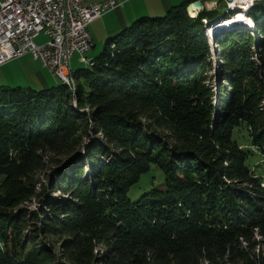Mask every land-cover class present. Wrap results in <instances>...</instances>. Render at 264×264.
Here are the masks:
<instances>
[{
    "label": "trees",
    "instance_id": "trees-1",
    "mask_svg": "<svg viewBox=\"0 0 264 264\" xmlns=\"http://www.w3.org/2000/svg\"><path fill=\"white\" fill-rule=\"evenodd\" d=\"M195 1L106 38L72 92L0 86V264H264V0L216 39L219 90ZM151 165L166 190L132 202Z\"/></svg>",
    "mask_w": 264,
    "mask_h": 264
},
{
    "label": "built area",
    "instance_id": "built-area-1",
    "mask_svg": "<svg viewBox=\"0 0 264 264\" xmlns=\"http://www.w3.org/2000/svg\"><path fill=\"white\" fill-rule=\"evenodd\" d=\"M117 8L115 0H0V67L26 54L70 87V62L88 65L89 25ZM43 33L47 41L36 45Z\"/></svg>",
    "mask_w": 264,
    "mask_h": 264
},
{
    "label": "crops",
    "instance_id": "crops-1",
    "mask_svg": "<svg viewBox=\"0 0 264 264\" xmlns=\"http://www.w3.org/2000/svg\"><path fill=\"white\" fill-rule=\"evenodd\" d=\"M97 0H91L95 2ZM117 8L104 14L100 19L92 22L89 33L92 39V48L100 46L106 38L115 35L141 17L161 16L168 9L184 0H115ZM207 3L217 7L225 4L219 0H210ZM71 70V69H70ZM72 72V71H71ZM58 80L49 71L42 68L38 61L26 54L0 67V86L29 87L34 90L47 89L58 85Z\"/></svg>",
    "mask_w": 264,
    "mask_h": 264
},
{
    "label": "rangeland",
    "instance_id": "rangeland-1",
    "mask_svg": "<svg viewBox=\"0 0 264 264\" xmlns=\"http://www.w3.org/2000/svg\"><path fill=\"white\" fill-rule=\"evenodd\" d=\"M263 0H249V4L247 3V9L246 12H243L242 9L241 10H236L232 8V4L234 2V0L229 1V0H225V4L220 5L219 7H217L216 4H211L210 5L206 2H203V9H207V10H218L217 14L218 17L214 20H212L211 22L207 21V19H203L204 25L202 27L203 32L205 33V35H208L209 37V43H210V48H211V53H210V60L212 63V66L209 70V75H210V84L212 86H214V88L216 90H219V88L221 87V85H226L224 78V73L222 72V65L224 64V60H222V56H221V49L217 44L216 39L219 37H222L224 35V33L227 32H231L233 30H237V29H249V31H251L252 33L255 32V25L256 22L255 20H253V18L250 17L249 12L251 11V9L254 7V5L256 3H262ZM197 14H199L200 12H196ZM237 14H243V16L246 17V24L242 25V26H234L228 29H225L224 31H219L218 33H216L214 36L209 35V30H211V26L214 25L215 23H220L223 20H227L229 18H233L235 16H237ZM235 15V16H234ZM191 16V15H190ZM197 16V15H196ZM196 16H192V17H196ZM250 20V22H249ZM47 41V37L43 34L40 33V35L34 40V43L36 45H42ZM104 43V42H103ZM103 43L100 46H97V48H93L90 49L88 52H86L84 54V57L86 58H94L96 57L102 50L103 47ZM79 56L78 54H75V56L73 57V59L70 62V69L72 72H75L78 69H85L88 68L85 64H81L79 63L78 60ZM59 83H61L58 80ZM72 83H70V87L69 90L72 92ZM85 142H87L86 139H82V143L84 144ZM47 159V163H50V167L53 166V164H51L53 157H49L46 156ZM40 180V182H46V175H42L38 177ZM2 177H0V183L2 181ZM158 179H159V184H158ZM166 179H165V175L163 172V169L161 167L158 166V171H157V167L154 165H151L150 170L145 173L144 175H142L140 177L139 182L134 185L133 187H131L128 192H127V197L129 200H131L132 202L137 201L141 196L146 195L151 193L153 190H163V192L166 190L167 186H166ZM54 196H60L58 194L54 195ZM24 207L28 210H36L37 209V200L33 199L30 202H27L26 204H24ZM0 249H1V243H0ZM101 249L100 246L96 247V252L98 253L99 250ZM67 264V263H65Z\"/></svg>",
    "mask_w": 264,
    "mask_h": 264
},
{
    "label": "bare ground",
    "instance_id": "bare-ground-1",
    "mask_svg": "<svg viewBox=\"0 0 264 264\" xmlns=\"http://www.w3.org/2000/svg\"><path fill=\"white\" fill-rule=\"evenodd\" d=\"M249 4V0H234L233 4H232V8L233 9H238L241 10L243 12H246V9L248 8L246 4ZM197 13L193 12L192 16H196ZM246 17L243 16V14H237V16L233 17V18H229L227 20H223L220 23H215L214 25L211 26V30H209V35L214 36L216 33H218L219 31H224L225 29L234 27V26H242L246 24ZM250 22V20H249ZM251 23V22H250Z\"/></svg>",
    "mask_w": 264,
    "mask_h": 264
},
{
    "label": "water",
    "instance_id": "water-1",
    "mask_svg": "<svg viewBox=\"0 0 264 264\" xmlns=\"http://www.w3.org/2000/svg\"><path fill=\"white\" fill-rule=\"evenodd\" d=\"M232 1V0H229ZM187 10H189L190 15L192 16L193 12H202L203 9V2L202 0H198L197 2H192L188 5Z\"/></svg>",
    "mask_w": 264,
    "mask_h": 264
}]
</instances>
